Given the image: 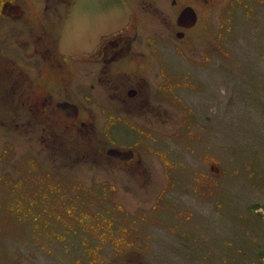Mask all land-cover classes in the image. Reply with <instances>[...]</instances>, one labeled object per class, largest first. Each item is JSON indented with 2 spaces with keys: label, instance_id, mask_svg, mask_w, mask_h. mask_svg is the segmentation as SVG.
Returning <instances> with one entry per match:
<instances>
[{
  "label": "rangeland",
  "instance_id": "1",
  "mask_svg": "<svg viewBox=\"0 0 264 264\" xmlns=\"http://www.w3.org/2000/svg\"><path fill=\"white\" fill-rule=\"evenodd\" d=\"M19 1L24 15L0 14V56L14 60L0 62V264H253L264 252V0H193L199 20L183 44L165 37L170 11L139 0L146 11L128 42L151 102L134 112L107 81L90 87L94 64H45L57 58L35 20L41 0ZM49 4L55 18L61 5ZM11 71L49 106L79 100L103 140L81 144L78 125L32 104L5 79ZM163 78L178 83L174 95ZM101 104L141 129L102 126ZM105 132L111 145L135 146L139 164L106 158Z\"/></svg>",
  "mask_w": 264,
  "mask_h": 264
},
{
  "label": "flooded vegetation",
  "instance_id": "2",
  "mask_svg": "<svg viewBox=\"0 0 264 264\" xmlns=\"http://www.w3.org/2000/svg\"><path fill=\"white\" fill-rule=\"evenodd\" d=\"M2 1L3 0L0 1V14L5 15L6 17L7 16L15 17L17 14L24 15L23 12L27 10V7L26 6L24 7L22 2L19 0H4L3 2ZM51 1L52 0H41L39 10L42 15L39 16L38 12L35 13V20L38 22L40 20L42 21L39 24L42 29V33H43L42 35L44 37V44L46 46L44 49L46 50V54L49 56V55H53L54 53L55 57L57 58V59H53L54 62H51L50 59V61L45 64H48L50 67H54L57 64L69 63V62L94 64L97 67V70H95L94 74L91 76L90 84H89L91 88H93L96 78H98V80L101 81H107L109 84H111L109 85V88H111L112 90L111 93L112 96L117 98L118 101L121 103V105L126 107L128 110H132L134 112L136 111V109L140 110L147 108L146 102H151V100L150 98L148 100L147 97L144 95L147 80L143 75L139 74L143 66L137 65V63L134 62L135 58H132V54H131L132 50L130 43L128 42L133 37V35L135 36L136 33V30H133V26L138 25V22L142 19L143 13H141L139 9H141L142 11H146L142 9L144 5L141 4L139 0H125L131 9V13L129 15V19L127 23L123 27L101 34L99 39L93 45H90L87 51H83L81 53H75V52L65 53L60 50L59 40L61 36V30L63 28L65 19L69 15L76 0H56L60 3L61 8L59 12L56 14L55 18L49 15V12L52 8V6L49 4L51 3ZM167 1L168 4L166 5L165 0H159V5H162L164 8L170 11V12L165 11L169 15V21H168L169 23L168 26L166 27L167 30H169V34H170L169 36L166 35L165 37L168 38V40L170 41L173 40L175 43L183 44L184 41H187L186 38L189 36L188 33L195 26H197V22L199 20L198 7L195 5L193 0H167ZM201 1L203 0H198L199 3H202ZM43 17L45 18L43 19ZM47 18H48V23H45V20H47ZM24 19H27L28 21L30 20L32 21L31 17H29L27 13ZM163 21L165 22L166 19H163ZM43 31H52L53 39L48 40V44L45 40V36H47V34L46 32ZM11 34L12 31H8V35L10 36ZM150 35L151 36H148V39H146V43L153 44L155 39L159 37L160 34L158 33L155 35L152 33ZM7 41L9 42V40ZM6 61L13 62L14 60L13 57H10L9 54L6 55V57L3 55L0 56V62L5 63ZM161 63L164 68L163 62ZM121 64L124 67L123 70H125L122 72V76L119 75L120 73L118 70L119 65ZM125 68H127V70ZM161 70L163 69L160 68V75L162 76L163 75L162 73H164V71L161 72ZM21 71H22L21 68H19L18 74L22 76ZM11 73L12 74H6L5 79L9 82V80L13 78L14 80L13 83H20V85H22L23 88V89L20 88L19 90L21 91L20 93H25V89H26V91L29 92L28 96L33 100L32 104L36 105L37 101L39 102V104L41 103L42 112H43L42 106H44V102H46L44 112H47L46 109H49L51 113L48 115L54 116L56 122L61 123L62 120L68 126H73L77 124L78 126L80 125L81 128H85L84 129L85 132L82 133L81 129L77 126V132L81 137V141H80L81 144L84 141L87 142L88 139L92 140L93 136L96 137V139L98 138L103 140V138L100 135H98V133H95V128L99 127L100 124L96 123L95 118L92 119L94 121V123L92 124L90 122V118L83 115L80 105L81 102L79 100L76 101L73 98H70V96H65L55 100L51 104V106H49V101L45 100L46 98H44V95L41 93H36L37 89L34 87V84L31 87L24 86V82L22 81V79L19 80L17 78L18 74H15V72L13 71H11ZM118 75L119 77H117ZM163 80L164 82L163 83L160 82L158 83V85L166 89L170 88L171 92L173 90L172 86L178 84L177 82L172 83L170 78H167L166 80L165 78H163ZM23 86L25 87V89ZM12 89L14 90L13 87ZM147 91H148L147 96L149 97V90ZM84 97L86 101L93 100V96L89 92L84 93ZM70 105H75L76 111H72ZM35 108L37 111H39L40 109L39 106ZM100 108L101 111L103 112L102 126L106 122H111V125L119 122L125 124L128 127L130 126L133 128L141 129L136 124V122L128 120L127 116L121 114L120 112H118V110L112 108L110 105L101 104ZM63 109H65V111ZM111 112H117V113L115 114ZM129 117L130 119L132 118L130 115ZM4 121L6 122V116H4ZM88 122H90L91 125H89ZM147 131L149 132L150 130L149 129L144 131L142 130L144 134H147L148 133ZM102 135L104 139L108 142V139H110L108 134L105 132V135L103 133ZM107 144L110 145L108 146L105 145L103 147V151H105L106 158H111L116 160L117 162H119L121 166L139 164V163H134L133 161L137 155V153L135 152V146H130V145L120 146V147L116 146L125 153L121 154L119 157H115L106 152L108 147L114 146L111 145L113 143L108 142ZM73 159L75 158L73 157ZM208 166H210L209 170L215 172L219 171V166L218 165L215 166L214 163H209ZM131 169L140 170L141 173L145 172V171H141L142 167H140V169L139 168H131ZM134 173L136 172L134 171ZM71 186L73 187L74 185L70 184L69 186L70 190L74 192L75 190L71 188ZM256 207L258 208L260 207L261 209H263V207L261 206H256ZM258 208H256V210ZM53 239L58 240V236L53 237ZM250 262H252L253 264H264V252L258 251L257 257H255L254 261H250Z\"/></svg>",
  "mask_w": 264,
  "mask_h": 264
},
{
  "label": "water",
  "instance_id": "3",
  "mask_svg": "<svg viewBox=\"0 0 264 264\" xmlns=\"http://www.w3.org/2000/svg\"><path fill=\"white\" fill-rule=\"evenodd\" d=\"M130 13L125 0H76L61 30L60 50L65 53L87 51L101 34L123 27ZM70 107L76 111L75 105ZM106 152L115 157L125 153L118 147H109Z\"/></svg>",
  "mask_w": 264,
  "mask_h": 264
},
{
  "label": "trees",
  "instance_id": "4",
  "mask_svg": "<svg viewBox=\"0 0 264 264\" xmlns=\"http://www.w3.org/2000/svg\"><path fill=\"white\" fill-rule=\"evenodd\" d=\"M2 79H3V77H2ZM18 84H20V83H18Z\"/></svg>",
  "mask_w": 264,
  "mask_h": 264
}]
</instances>
